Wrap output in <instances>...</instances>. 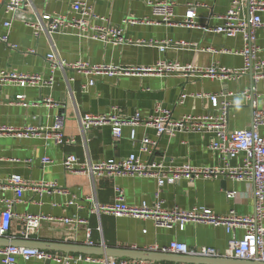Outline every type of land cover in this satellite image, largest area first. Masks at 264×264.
<instances>
[{"label": "crops", "instance_id": "0c3cea01", "mask_svg": "<svg viewBox=\"0 0 264 264\" xmlns=\"http://www.w3.org/2000/svg\"><path fill=\"white\" fill-rule=\"evenodd\" d=\"M7 0H0V36H7L12 48L0 42V69H13L24 74H40L47 78L50 74L49 63L45 56L49 52L58 58L75 62L85 61L91 65H111L120 71L92 75V86L81 90L80 85L88 81L87 76L71 68H57L52 74L49 86L21 87L17 85L0 88V128L36 127L44 131L50 127L56 115L62 117V130L66 136L75 137L76 143L65 147L56 145L52 140L38 136H17L15 132L0 130V177L11 174L20 175L30 181L54 182L57 189L64 193L36 192L25 189L19 201L15 203L16 217L12 219L9 235L21 238L23 223L20 217L25 213L43 214L53 217L78 216L86 224L73 227L61 222L42 221L32 240L68 242L86 244V228L91 229L90 240L94 245L109 247H128L146 249L152 245L167 244L177 240L188 246H210L227 256L229 234L222 226L201 223H187L183 229L159 228L151 219H139L130 216L89 214L86 195H94L99 203L112 202L115 189L120 188L125 202L129 205L141 201L153 203L157 180L154 176H104L69 173L62 167V158L66 152L74 153L81 161L96 162L112 157H126L135 153L142 161H163L165 165L214 166L222 161L219 155L209 148L211 133L177 131L172 135L159 137L152 127L136 126L135 140L130 139L131 127L122 129V135L116 139L108 126L81 133L78 121L79 113L98 114L107 112L116 106L123 115L135 111L143 115L151 114L156 105L171 111L173 117L184 114H202L211 108L209 99L203 95L224 93L229 101L228 125L231 129L247 127L251 121V100L241 93L248 90L259 97V106H264V80L257 82L249 72L237 79H219L200 76L196 73H124L121 70L136 67L154 68L160 61L190 66L191 70H205L210 67H224L229 71H239L243 64L238 53L242 46V35L226 37L213 28L222 23L219 15L225 13L232 0H168L173 3V23H165L153 17L150 2L161 0H81L90 5L93 11L105 18L104 21L90 20V25H120L124 37L130 42L123 44L103 43L90 39V28L83 31L75 26L47 34L45 31L34 36L32 22L34 14H59L67 19L75 16L71 10L74 0H29L31 7H23L7 13ZM196 7L195 27L188 28L179 24L189 7ZM264 19V12L261 14ZM241 18L247 19L244 9ZM144 19L150 20L148 22ZM9 23V25H6ZM256 43L264 46V29L255 32ZM150 41L168 42L161 50ZM185 41L189 47H180L177 42ZM215 49V51H212ZM227 50V51H224ZM264 56V49L259 53ZM74 81H67L68 77ZM200 94L201 97L187 96L179 102V95ZM24 95L30 103L37 105L22 106L14 102V96ZM50 97L57 105L48 107L43 99ZM264 137V126L259 128ZM147 136L157 141L154 153L149 156L139 150V140ZM48 156L52 161L41 163ZM229 165H238L241 160L230 159ZM226 191H235L234 198H228ZM253 184L230 178L201 177L194 183L181 179L173 184L162 186L160 197L163 206H178L189 209L203 205L216 213H226L233 208L240 215H249L254 211ZM2 198H14L11 189L0 190ZM73 199L77 204L67 205ZM2 202L0 201V208ZM79 205V206H78ZM238 237L242 231H237ZM22 239V238H21ZM55 252V251H53ZM65 254L63 252H57ZM77 254V253H70ZM167 264H173L164 262ZM1 264V262H0ZM18 264H59L54 261L18 259ZM75 264H87L76 262Z\"/></svg>", "mask_w": 264, "mask_h": 264}, {"label": "built area", "instance_id": "2783aa9c", "mask_svg": "<svg viewBox=\"0 0 264 264\" xmlns=\"http://www.w3.org/2000/svg\"><path fill=\"white\" fill-rule=\"evenodd\" d=\"M150 11L153 17L165 23H173L174 11L173 3L168 0L150 2ZM195 4L189 7L185 17L179 22L180 25L188 28L195 27L194 17L196 14ZM23 7H31L29 0H7L5 10L7 13L17 11ZM246 9L247 19L240 17ZM71 10L75 14L67 19L59 14L44 13L42 15L34 14L32 22L27 23L34 36H38L45 31L50 34L53 31L64 29L67 26H75L86 31L89 27L90 39H96L103 43H112L115 45L130 42L123 35L120 25H90V20L104 21L105 18L96 14L92 7L81 0H74L71 4ZM264 12V0H232L230 7L219 15L222 23L215 26L213 30L222 33L226 37H235L242 35L243 46L238 52L243 59L242 67L239 71H229L224 67H210L205 70H191L190 66H181L178 63L160 61L154 68L136 67L121 70L124 73H161L171 74L176 72L196 73L200 76L219 78V79H237L240 75L251 72L254 82L264 80V56L259 53L264 49L256 43L255 32L258 29H264V19L261 14ZM143 21H150L144 19ZM9 25V23H6ZM0 42L6 43L14 48V44L8 43L7 36H0ZM150 44H157L161 50H164L168 44L165 41H150ZM180 47H189L185 41L177 42ZM215 51V49H212ZM227 51V50H224ZM49 63L51 74L44 78L40 74H24L13 69H0V88L2 86L17 85L21 87L35 86L44 87L52 84L54 71L66 67L76 70L85 76L88 81L80 85L81 90H86L88 86L94 84L92 75L102 73H115L120 71L111 65H91L85 61L70 62L58 58L55 53L49 52L45 56ZM67 81H74L70 76ZM241 95L251 100V121L247 127L231 129L228 125V107L229 101L226 100L228 94L214 93L203 95L209 99L211 108L202 114H184L180 117H173L170 110L156 105L153 113L143 115L135 111L131 115H123L116 106H112L109 111L89 114L79 113L78 121L82 134L93 129L108 126L114 138L118 139L122 135L123 127H131L130 139L135 140V127H152L156 131L157 137L168 134L172 135L177 131L211 133L212 140L209 142V148L216 152L220 160L219 165L214 166H192L189 164L181 166L165 165L163 161L146 162L142 161L138 155L131 153L126 157H112L96 162L81 161L74 153L66 152L62 158V167L69 173H82L104 176H154L157 180V189L154 192L155 200L153 203L141 201L136 205H129L125 202L122 190L115 189L112 202L99 203L94 195H86L83 200L88 203L89 214L97 215L109 214L113 216H130L139 219H151L154 225L159 228H178L183 229L187 223H201L212 226H222L229 234L227 256L222 255L216 248L210 246H188L187 244L172 240L167 244L152 245L145 250L161 253H175L188 256L201 257H228L240 260L258 261L264 263V137L259 134V128L264 126V106H259L257 98L248 90H244ZM187 96L201 97L202 95H188L181 93L179 102ZM14 102L18 105L28 106L37 105V103L28 102L24 95L14 96ZM42 104L51 107L57 105L50 97L43 99ZM1 131L9 130L15 132L17 136H38L45 140H52L56 145L65 147L76 143L75 137L66 136L62 130V117L56 115L53 124L46 130L38 131L36 127L0 128ZM139 150L149 156L154 153L157 141L147 136L140 140ZM240 159L238 165H229L230 159ZM52 160L48 156L41 158L42 164L50 163ZM201 177L230 178L240 182H251L253 184L254 211L249 215H240L233 208L228 209L226 213H216L203 205H195L189 209H182L178 206L165 207L160 197L161 188L164 184H173L181 179L194 183ZM31 189L36 192H57L64 193L65 190L57 189L54 182L30 181L23 179L20 175L11 174L6 177H0V190L11 189L14 198H2L0 208V237L12 238L9 235L12 219L16 217L14 206L19 201L22 192L25 189ZM228 198L236 196L235 191H226ZM67 205L77 204L73 199L67 201ZM79 206V205H78ZM23 223V229L20 237L25 240L32 239L36 234L42 221H57L73 227L80 224H86V220L78 216L71 217H53L43 214L25 213L20 217ZM241 230L242 235L238 237L237 231ZM91 229L86 228L87 245H94L90 240ZM18 259L24 261L35 259L39 261H54L59 264H75L84 262L87 264H167L149 260H137L119 257H105L87 254H59L57 252L43 250L26 246H0L1 264H18Z\"/></svg>", "mask_w": 264, "mask_h": 264}, {"label": "water", "instance_id": "95a60500", "mask_svg": "<svg viewBox=\"0 0 264 264\" xmlns=\"http://www.w3.org/2000/svg\"><path fill=\"white\" fill-rule=\"evenodd\" d=\"M251 72L249 75L251 76ZM0 246H26L43 250L63 252L65 254L80 253L95 256L119 257L156 262H169L173 264H264L263 262L240 260L228 257H201L188 256L175 253H161L145 249H132L128 247H109L102 244L87 245L68 242L25 240L21 238L0 237Z\"/></svg>", "mask_w": 264, "mask_h": 264}]
</instances>
